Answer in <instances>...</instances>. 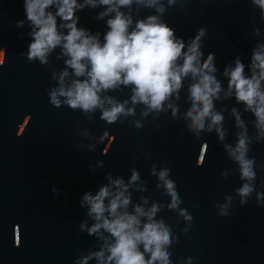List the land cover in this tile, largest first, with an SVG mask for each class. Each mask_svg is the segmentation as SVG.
Returning <instances> with one entry per match:
<instances>
[{
    "label": "water",
    "instance_id": "obj_1",
    "mask_svg": "<svg viewBox=\"0 0 264 264\" xmlns=\"http://www.w3.org/2000/svg\"><path fill=\"white\" fill-rule=\"evenodd\" d=\"M23 4L24 0H0V60L5 59L0 65V264H74L81 253L97 248L96 238L78 228L87 219L80 199L84 192L95 193L108 183V172L113 178L128 179L131 169L138 168L148 191L135 192L134 200L150 195L166 205L169 197L157 189V178L151 175L154 163L171 168L181 207L194 217L191 230L183 233L187 223L176 212L165 206L158 214L179 236L170 249L174 264L188 257L194 258L193 264H264V206L257 203L255 192L247 204H240L234 191L242 184L239 173L233 171L237 165L225 154L217 134L204 133L196 139L170 112L157 120L150 115L145 127L137 129L131 118L107 124L97 112L92 123L80 110L53 106L47 89L55 86L52 70H61L63 60L53 53L50 66L28 61L24 54L30 43L29 28L16 26L26 18ZM98 11L79 12L80 25L104 32V21L96 18ZM153 11L144 9L141 15ZM164 19L185 39L200 27L208 29L205 58L209 52L216 54L217 75L225 86L224 65L237 55L249 63L252 48L260 41L253 29L264 32V18L251 0H178ZM186 89L187 85L180 101L182 112L189 106L183 98ZM113 94L124 98L130 93L124 89ZM225 105L243 112V105L234 99L218 101L216 106L222 110ZM224 114L227 142L234 144V118ZM244 119L254 135V116L245 112ZM106 128L111 136L97 143L95 150L80 147L81 141L84 145L94 142L80 135L82 129L98 138ZM249 156L257 162L256 190L264 191V167H260L264 140L251 145ZM100 160L104 166L93 172L90 166ZM226 170L229 174L224 177ZM53 187L60 189L58 195ZM229 194L235 196L231 214L220 216L216 205Z\"/></svg>",
    "mask_w": 264,
    "mask_h": 264
},
{
    "label": "clouds",
    "instance_id": "obj_2",
    "mask_svg": "<svg viewBox=\"0 0 264 264\" xmlns=\"http://www.w3.org/2000/svg\"><path fill=\"white\" fill-rule=\"evenodd\" d=\"M177 3L178 0H24L26 18L18 20L16 26L29 28L30 43L24 54L29 62L50 66L53 53L57 60H63L61 70H52L55 86L47 89L53 106L80 110L92 123L97 112L107 124L131 118L137 129L145 127L150 115L157 120L162 113L170 112L196 139L214 131L225 154L237 165L233 171L239 173L242 184L234 191L240 204H247L255 192L257 203L264 206V191L256 190L257 162L249 156L251 145L264 140V32L258 27L253 29L260 41L252 48L249 63L237 55L224 65L225 86L217 75L220 69L216 54L209 52L205 58L208 29L200 27L194 36L185 39L164 19L169 7ZM251 4L264 18V0H251ZM85 9H100L96 18L104 21V32L80 25L78 13ZM144 9L154 11L144 16ZM4 62L0 60V65ZM185 85L183 98L189 106L182 112L180 101ZM124 89L130 93L124 98L113 94ZM232 99L243 105V112L236 106L217 108L218 101L223 104ZM225 112L234 118V144L227 142ZM245 112L254 116V135L249 134ZM80 135L94 141L87 145L81 141L80 147L89 151L111 136L107 128L98 138L89 129H82ZM97 166L103 167L104 161L90 168L94 172ZM171 171L155 163L151 168L157 189L169 197L166 205L150 195L134 200L135 192L148 191L136 167L128 179L113 178L108 172V183L95 193L84 192L80 205L86 208L87 219L78 228L94 236L98 247L81 253L74 264H174L170 249L179 236L158 214L165 206L176 212L187 223L183 233L191 230L194 217L188 208L181 207L183 200ZM228 174V170L222 173L224 177ZM52 192L58 195L60 189L53 187ZM234 201L235 196L226 195L225 201L216 205L219 215L229 216ZM193 260L188 257L185 262L181 258V264H193Z\"/></svg>",
    "mask_w": 264,
    "mask_h": 264
}]
</instances>
